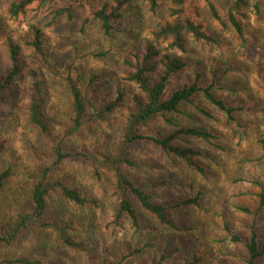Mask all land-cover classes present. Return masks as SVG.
Wrapping results in <instances>:
<instances>
[{"label": "rangeland", "instance_id": "1", "mask_svg": "<svg viewBox=\"0 0 264 264\" xmlns=\"http://www.w3.org/2000/svg\"><path fill=\"white\" fill-rule=\"evenodd\" d=\"M65 1L50 0L38 10L30 7L25 15L13 19L6 13L9 0H0V35H12L20 44L22 55L21 74L0 95V169L7 165L11 169L9 180L0 190V227L10 217L31 209L34 174L40 165L53 163L51 147L55 141L61 139L69 150L88 153L112 147L129 112L131 97L137 92L136 86L125 80L124 72L128 69L122 65L123 58L131 55L134 62L136 48L149 36L150 29L168 19L169 0H160L155 14L149 11L145 0H130L125 6L126 18L117 21L112 34L105 36L95 21L81 29L85 15L79 9L75 10L73 20L63 16L52 23V10ZM96 1L112 5L115 0ZM211 1L226 22L230 0ZM248 1V15L243 19L247 41L244 48L230 26L217 24L204 2L199 3L197 19L216 43L188 38L187 49L181 53L186 68L167 89L169 92L199 72L203 85L214 81L212 89L217 96L228 104L242 106L244 110L238 118L246 125L245 132L226 123L220 112L196 95L192 102L184 104V113L168 114L169 122L159 118L144 132L164 135L182 126L206 127L215 135L208 142L192 137L178 139L179 145L193 146L206 154L199 159L204 175L181 159L165 156L151 141L131 145L135 166L128 168L127 173L136 184L144 185L167 206L198 192L200 205L170 209L172 228L153 221L145 223L146 231L140 240L128 221L120 226L112 222L115 197L109 175L97 178L89 161L69 158L54 166L52 176L76 186L88 202L84 206L68 201L62 205L53 193L48 217L54 212L73 220L72 233L83 247L70 249L55 242L46 231L31 230L25 232L20 245L0 247V261L15 255L39 259L40 264H185L190 256L196 259L194 264H244L245 242L253 223L259 243L264 242V210L251 216L235 208L242 205L254 209L255 193L260 190L256 183L264 188V158L257 144V138L264 133V0ZM254 3L258 4V12ZM33 22L42 29L47 64L26 45L31 39L28 23ZM67 72L83 82L82 89L89 87L88 77L95 75L89 87L95 100H112L116 90L122 89L124 102L105 121L69 134L70 96L60 77ZM34 83L46 96L47 132L33 127L21 107L35 94ZM195 105L208 108L215 120L203 117ZM163 180L166 184H156ZM144 220L151 219L144 216ZM229 230L237 233L241 241L233 242ZM150 241L154 242L152 246L143 247V243ZM258 264H264V259Z\"/></svg>", "mask_w": 264, "mask_h": 264}, {"label": "trees", "instance_id": "2", "mask_svg": "<svg viewBox=\"0 0 264 264\" xmlns=\"http://www.w3.org/2000/svg\"><path fill=\"white\" fill-rule=\"evenodd\" d=\"M50 0H9L7 17L17 19L25 15L30 7L45 6ZM130 0H115L110 5L107 2L98 4L96 0H66L61 7L52 10L51 22L56 23L57 19L65 16L68 20L74 19L76 9L84 13L81 29L91 21L99 24L103 35L110 36L115 29V23L126 18L125 6ZM203 1L206 10L211 18L221 26H230L239 40L242 48L246 45L243 19L248 15V0H230L226 22L219 13L218 7L211 0H169L168 19L157 22L149 31V36L144 38L140 47L134 53V62L126 55L122 65L128 69L125 71V80L134 84L137 92L132 95L129 105V112L122 125L118 139L103 151L83 152L69 150L62 140H57L51 147L53 156L52 164H42L34 174V181L30 189V199L32 207L29 211L20 212L14 217H10L3 222L0 229V247H16L21 244L25 232L31 230H42L54 236L55 242H59L70 249H81L83 246L79 242L73 231V220L65 215L53 212L48 217L50 201L53 193L57 200L72 202L78 206H84L88 199L80 190L68 184L59 177L52 176L54 166L63 161L79 157L91 163L94 175L101 178L102 174H108L111 179L112 194L115 197L112 208V222L120 226L124 220L128 221L131 229L137 233L139 239L144 237L146 231L145 223L151 221L165 228L174 227V220L171 217L170 209L188 206H199L200 194L197 192L192 197H187L179 201H173L167 205L159 202L154 195L144 185L136 184L127 173L128 168L134 167L135 162L131 157V145L138 141H151L157 145L163 154L170 159H181L188 167L195 172L204 175L205 169L199 159L205 157L203 151L195 149L193 146L179 145L178 139L192 137L197 140L208 142L215 138V135L206 127L182 126L171 130L164 135H156L144 132L145 128L153 124L159 118L169 122L167 115L182 114L184 104L192 102L194 96H201L214 111L221 113L226 123H232L245 132L246 125L238 118L244 110L242 106L228 104L223 98L213 92L214 81L203 85L201 74L194 73L191 80H184L171 88L167 92L171 81L186 68V62L182 59L188 46V38L206 43H216V39L204 28L200 17L199 3ZM149 11L153 14L160 6V0H145ZM256 12L259 11L258 4H253ZM31 32V39L26 41L33 53L39 55L45 64L44 36L40 26L28 23ZM22 71L21 46L15 38L6 34L0 35V95L15 83ZM65 81L70 96L71 124L69 134H76L86 126H91L106 120L107 116L117 109L124 102L125 95L122 89L116 90V96L109 101H97L92 96L89 87L94 82L96 76L85 78L89 87L82 89L78 78L71 72L60 75ZM35 94L25 104L22 109L28 122L42 132L49 130V125L45 114L46 96L38 83H34ZM106 101V102H105ZM195 109L203 117L212 121L215 117L205 106L195 105ZM257 144L264 158V133L257 138ZM11 175L10 165L0 169V190L3 189ZM156 184L164 185L166 182L159 181ZM260 190L256 192L257 205L250 208L238 205L235 208L246 215L256 216L264 210V188L256 183ZM54 205V203H53ZM143 215V216H142ZM144 216L151 220L145 221ZM231 233L233 242H240L241 238L237 233ZM143 247L152 246L154 242H145ZM141 251L142 248H138ZM247 252L244 264H258L264 259V242L259 243L258 234L253 223L250 230L249 240L245 242ZM194 254V253H193ZM192 254V255H193ZM185 264H194L196 259L188 257ZM194 259V260H193ZM2 264H40L39 259H30L24 256L4 257Z\"/></svg>", "mask_w": 264, "mask_h": 264}]
</instances>
